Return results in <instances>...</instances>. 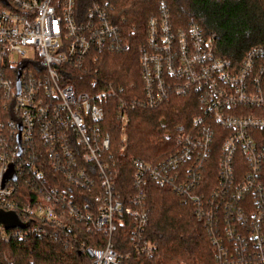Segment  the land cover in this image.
<instances>
[{"label": "built area", "instance_id": "2783aa9c", "mask_svg": "<svg viewBox=\"0 0 264 264\" xmlns=\"http://www.w3.org/2000/svg\"><path fill=\"white\" fill-rule=\"evenodd\" d=\"M7 1L0 0V209L29 225L9 230L0 223L1 236L75 244L92 264L151 257L150 180L194 206L217 264H264V47L241 62L223 57L200 24H176L168 0H150L144 43L141 16L129 23L117 15L122 0ZM131 40L140 45L142 91L128 98L122 86L99 79L97 66ZM74 82L106 86L81 91ZM108 97L119 99L123 129L130 109L174 97L197 103L191 128L166 157L133 161L129 197L117 190L112 139L101 133ZM123 141L121 153L126 134ZM11 164L17 180L2 186ZM23 186L34 193L23 195ZM123 228L131 248L119 252L115 235ZM82 231L99 234L102 243L89 245Z\"/></svg>", "mask_w": 264, "mask_h": 264}, {"label": "trees", "instance_id": "16d2710c", "mask_svg": "<svg viewBox=\"0 0 264 264\" xmlns=\"http://www.w3.org/2000/svg\"><path fill=\"white\" fill-rule=\"evenodd\" d=\"M87 1L80 0L83 4ZM150 3V0L118 1V16H126L129 23L141 16L138 34L144 37L143 43ZM168 5L178 26L195 21L208 35L215 36L218 53L223 57L241 62L253 49L264 47V0H168ZM125 31L132 39L128 26H125ZM131 44L124 51L103 54L97 66L99 79L115 88L122 86L128 98L134 96L135 88L142 91L140 45L132 40ZM260 81L264 94V75ZM74 84L78 87V83ZM106 84L95 89L89 86L78 89L97 91L105 88ZM118 106L117 97L105 100L106 118L101 133L109 134L112 139L117 190L124 197H129L135 190L133 161L157 163L166 157L175 148L179 135L191 128L197 103L192 97H174L154 108L130 109V119L124 129L117 116ZM124 134L127 135V148L121 153ZM53 174L57 173H48L56 181L55 176L59 175ZM146 186L150 209L146 237L156 246L155 253L151 257L134 256L124 264H217L211 236L205 224L197 219L194 206L184 202L170 188L158 186L150 180ZM20 191L23 195L34 193L25 186ZM129 235L130 230L126 228L115 235V246L119 252L131 248ZM81 238L86 239L89 245L102 243L97 233L82 231ZM0 264H92V261L75 244L38 237H30L24 242L6 240L0 233Z\"/></svg>", "mask_w": 264, "mask_h": 264}, {"label": "water", "instance_id": "95a60500", "mask_svg": "<svg viewBox=\"0 0 264 264\" xmlns=\"http://www.w3.org/2000/svg\"><path fill=\"white\" fill-rule=\"evenodd\" d=\"M5 3H8L7 0H2ZM19 141H20V135H19ZM9 180H17V175L14 169V165L11 164L7 173L4 176V179L2 181V186L5 185V183ZM0 223L6 228H26L29 224L22 222L20 217L14 212V211H5L0 209Z\"/></svg>", "mask_w": 264, "mask_h": 264}]
</instances>
